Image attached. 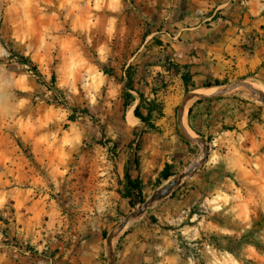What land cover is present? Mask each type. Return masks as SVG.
I'll list each match as a JSON object with an SVG mask.
<instances>
[{"label":"rangeland","instance_id":"rangeland-1","mask_svg":"<svg viewBox=\"0 0 264 264\" xmlns=\"http://www.w3.org/2000/svg\"><path fill=\"white\" fill-rule=\"evenodd\" d=\"M127 14H135L139 25V0H0V264H75L69 251L76 243L72 235L85 225L95 227L92 236H103L107 253L100 261L109 264L111 238L141 209L140 201L127 196V174L141 178L144 202L150 201L202 159L206 147L207 159L139 220L167 223L169 208L188 198V218L166 225L175 230L182 252L189 251L185 257L196 264L197 253L206 264H264V100L240 87L189 102L185 125L206 145L188 139L179 120V108L194 87L183 86L168 119H154L158 129L136 113L130 117L132 95L99 88L96 77L99 70L117 75L139 54V26H125ZM14 52L32 58L40 73ZM89 62L97 66L96 73L86 67ZM75 64L82 67L79 76L65 73ZM128 71L133 73L132 66ZM116 80H124L125 88L129 77ZM212 87L221 89L206 84L202 91ZM235 98L250 103L247 125H226L210 134L195 128L202 127L191 108ZM173 152L175 162H169ZM167 164L173 175L159 182ZM107 170L126 200L118 204V215L108 209V194L93 184L95 177H107ZM191 190L196 193L188 197ZM199 225L196 240L184 237ZM4 230L12 243L30 244L39 253L5 245ZM224 236L243 239L237 254L219 247L228 244Z\"/></svg>","mask_w":264,"mask_h":264},{"label":"crops","instance_id":"crops-1","mask_svg":"<svg viewBox=\"0 0 264 264\" xmlns=\"http://www.w3.org/2000/svg\"><path fill=\"white\" fill-rule=\"evenodd\" d=\"M135 20V14H127L125 26H139L138 56L129 59L115 76L100 70L96 73L97 66L90 62L86 65L90 73H96L99 88L106 86L109 91L132 95L131 106L137 101L134 114L139 106L145 105V99L155 100L163 106V115L155 109L153 120L168 119L180 100L183 86L187 87L185 73L191 75L194 84L188 87L198 90L216 79L223 80L225 85L244 79L264 84V0H139V25ZM128 66H132L133 73L128 71ZM81 69L80 64H75L65 67L64 71L79 76ZM118 75L124 79L129 77L125 88L124 80H116ZM68 83L73 86V82ZM234 100L202 102L193 108L196 123L202 127L195 128L210 134L226 125L236 128L247 125L252 112L250 103ZM143 111L147 112V106ZM174 155L171 153L169 162H175L171 158ZM111 177L107 170V177L97 176L93 184L100 187L99 193L106 197L108 194V209L118 215V204L125 205L126 200L121 198V187ZM194 193L195 190H191L187 196ZM190 203L188 198L174 203V209L169 208L165 217L167 223L138 218L118 240L116 264H196L193 258L185 257L175 230L166 226L182 224L190 214ZM199 203L201 205L202 201ZM194 219L191 217V221ZM61 222L64 224L65 220L62 218ZM80 223L82 225L83 221ZM85 227L72 235L76 243L69 251L75 257V264H103L100 260L107 253L106 242L102 235L92 236L95 227ZM200 228L199 225L184 237L196 240Z\"/></svg>","mask_w":264,"mask_h":264},{"label":"trees","instance_id":"trees-1","mask_svg":"<svg viewBox=\"0 0 264 264\" xmlns=\"http://www.w3.org/2000/svg\"><path fill=\"white\" fill-rule=\"evenodd\" d=\"M14 53H15L16 56L19 57V59L22 61V63L28 64L37 73H40L39 70H38L37 64H35V62L32 60V58H30V57H28V56H26L24 54H21L19 52H14ZM54 77L56 78V76H54ZM183 78H184L185 84L187 86H189V85L193 86L194 85L193 82H192V77H191V75L189 73H185L183 75ZM224 83L225 82L223 80L216 79L213 84L214 85H224ZM213 84H208V85H213ZM59 91L61 92L62 95H64L63 90H59ZM64 101H65V103H67V100H64ZM144 101H145V105L147 106V112L143 111V107L145 105L144 106L141 105L136 110V115L138 117H140L143 120V122L146 123L147 125H149L150 127L154 128V129H158V126L155 124V122L153 120V115H154L153 111L158 106L160 108V112L159 113L161 115H163V111H162L163 106L161 105V103H158L155 100L148 101V100L145 99ZM192 110L193 109L191 108L190 109V114L192 113ZM70 119L76 120V116L75 115H71ZM171 168H172L171 164H167L165 166V168L161 171L159 182H161L162 180H168L173 175V173L171 172ZM126 186H127V189H128L127 196L134 197L135 199H137L141 203L144 202V193H143V187H142V180H141L140 177L139 178H132L130 174H127ZM3 234L6 236V240L4 241L5 245H14V246L19 247L22 251H31L32 253H35V254L39 253L38 250H35V248L33 246H31L30 244H28L26 246V248H25L24 246H22V244H17V243L14 244V243H12V241L10 240V238L8 236L7 230H4ZM222 239L227 240L228 244L226 246L223 245V246H219V247L224 249V250L231 251V252H233L235 254L238 253V251H237L238 246H243L244 245L243 239H234V238L227 237V236L222 237ZM14 240L17 241V242L19 241L18 238H15V237H14ZM253 241H254V243H258L255 240H253ZM185 249H188V247L185 246ZM188 252L189 251H186L184 255L187 256ZM194 256L197 259V262H199V264H206L205 260L200 258V255L198 253L195 254Z\"/></svg>","mask_w":264,"mask_h":264},{"label":"water","instance_id":"water-1","mask_svg":"<svg viewBox=\"0 0 264 264\" xmlns=\"http://www.w3.org/2000/svg\"><path fill=\"white\" fill-rule=\"evenodd\" d=\"M240 87H247L249 89H251L252 91H254L255 93L259 94L261 96V98L264 100V90H262L261 88H258L256 86H254L252 83H250L247 79L244 80H240L238 82L229 84V85H220L219 90L217 91H202V90H198L195 89L193 91H191L190 93L187 94V96L184 98L180 108H179V120L181 122V125L183 127L184 130V134L185 136L192 140V141H196V142H202L203 144L206 145V141L202 138L199 137H195L193 136L187 126L185 125V113H186V109L187 106L189 104V102H191L192 100L195 99H203V98H208V97H217V96H222L225 95L226 93H230L233 92L237 89H239ZM206 147V146H205ZM207 147H206V151H205V156L202 159H199L197 162L193 163V165H190L188 170L186 172H184L183 174H181L178 178H176V180L171 183L168 187L164 188L163 190L159 191L152 200L147 201V202H143L141 204V209L137 210L136 212H133L126 220H124V222H122L116 233H115V237L111 238L110 240V244H109V252H110V259H109V264H116L115 261V243H116V239L117 237L123 233L126 229V227L133 222L134 220L138 219L140 216H142L147 209L149 208V206L153 203L156 202L162 198H164L168 193L169 190L171 189H175L180 183L181 181H183V179L190 174V172L195 169L199 164L203 163L206 159H207Z\"/></svg>","mask_w":264,"mask_h":264},{"label":"bare ground","instance_id":"bare-ground-1","mask_svg":"<svg viewBox=\"0 0 264 264\" xmlns=\"http://www.w3.org/2000/svg\"><path fill=\"white\" fill-rule=\"evenodd\" d=\"M253 85H255L258 88H261L262 90H264V84H262V83H253ZM215 89H217V88L216 87L208 88L209 91H213ZM136 105H137V101L135 103H133V105L131 106V108L129 110L130 117L134 116V108L136 107Z\"/></svg>","mask_w":264,"mask_h":264}]
</instances>
